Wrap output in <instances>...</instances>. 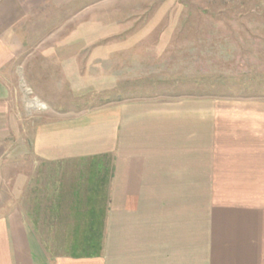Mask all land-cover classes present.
I'll return each instance as SVG.
<instances>
[{
    "label": "crops",
    "instance_id": "1",
    "mask_svg": "<svg viewBox=\"0 0 264 264\" xmlns=\"http://www.w3.org/2000/svg\"><path fill=\"white\" fill-rule=\"evenodd\" d=\"M20 17L16 1L0 0V264H264V97H243L238 110L219 106L213 95L185 94L124 97L74 112L53 108L29 145L13 143L10 85L37 78L31 52L17 62L25 53ZM145 39L97 48L85 67L63 59L64 81L78 89L111 87L126 78L119 72L161 70L167 47ZM134 44L133 54L143 58L116 64V51ZM27 151L65 173L73 162L110 159L97 257L57 255L35 230L41 219L49 229L56 214L93 213L88 203L75 204L78 194H28V179L20 183L18 176L7 193L8 160Z\"/></svg>",
    "mask_w": 264,
    "mask_h": 264
},
{
    "label": "rangeland",
    "instance_id": "2",
    "mask_svg": "<svg viewBox=\"0 0 264 264\" xmlns=\"http://www.w3.org/2000/svg\"><path fill=\"white\" fill-rule=\"evenodd\" d=\"M14 1L22 13L19 35L25 47L17 62L31 52L37 78H14L10 85V112L17 132L12 135L13 143L29 145L34 127L47 120V111L53 108L57 112L64 109L74 112L124 97L185 94L213 95L219 106L238 110L243 109V97H264V0ZM142 35L146 43L154 45L161 39L162 46L167 47L169 53L153 58L161 62V70L119 72L121 76L127 75L126 78L117 80L111 87L78 89L64 81L60 71L63 59L67 61L70 57L72 63L85 67L95 49L117 50L119 42L133 44L134 37ZM135 47L136 44L126 52L116 51L115 63L126 58L129 62L143 58L133 54ZM32 48L40 51L33 52ZM46 49H51V54ZM97 62L100 60L94 59L93 65ZM14 70L13 66V73ZM48 75L54 81L43 78ZM99 160L101 174L90 173L89 159L71 163L65 173L62 166L57 164L53 169L37 162L27 151L9 158L2 179L8 181V194L18 185L15 183L18 176L20 183L28 179L25 193L62 195L71 191L80 196L75 204L81 207L87 204V194H94L85 190L88 181L101 180V190L94 198L101 221L100 197L103 196L105 207L110 159ZM82 216L56 214L50 218L49 229L41 219L35 230L51 252L69 254L72 230L76 228L81 233L85 227L86 218Z\"/></svg>",
    "mask_w": 264,
    "mask_h": 264
},
{
    "label": "trees",
    "instance_id": "3",
    "mask_svg": "<svg viewBox=\"0 0 264 264\" xmlns=\"http://www.w3.org/2000/svg\"><path fill=\"white\" fill-rule=\"evenodd\" d=\"M104 158V157H100ZM100 158H94L93 160H90V164L88 166V169L90 173L92 172L93 174L95 173L98 175L99 173L101 174L102 171L99 169V163H100ZM97 159V160H96ZM94 167V168H92ZM88 181V192H93L94 194H88L87 195V203L88 205L93 207V213H88V214H82V217L86 218V223L85 227L82 230L81 233H79L80 230L76 229L72 230V241L70 248H72L69 253V255L73 257H91V256H96L101 253L102 249V225L100 219L98 220V215L95 213V206H94V198L98 196V191L101 190V180L99 182L94 181ZM95 184V185H94ZM104 186V185H103ZM102 186V187H103ZM94 188V189H93ZM93 196V198H92ZM103 198V196H102ZM101 218V215H100ZM81 252V253H80Z\"/></svg>",
    "mask_w": 264,
    "mask_h": 264
}]
</instances>
